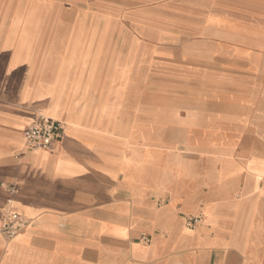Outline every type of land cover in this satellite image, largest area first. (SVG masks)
<instances>
[{"label":"crops","instance_id":"1","mask_svg":"<svg viewBox=\"0 0 264 264\" xmlns=\"http://www.w3.org/2000/svg\"><path fill=\"white\" fill-rule=\"evenodd\" d=\"M55 7L0 0V220L26 221L0 231V264H264V88L206 62L184 95L166 53L68 33ZM38 115L64 128L32 150Z\"/></svg>","mask_w":264,"mask_h":264},{"label":"rangeland","instance_id":"2","mask_svg":"<svg viewBox=\"0 0 264 264\" xmlns=\"http://www.w3.org/2000/svg\"><path fill=\"white\" fill-rule=\"evenodd\" d=\"M240 1L241 20L229 21L224 0H55L54 20L68 33L82 32L74 24L83 22L85 30H100L106 45L118 41V49L166 53L167 66L178 68L167 78L181 81L184 95L191 93L189 68L206 62L216 76L228 73L224 66L244 67L247 85L263 89L264 19L255 11L257 0Z\"/></svg>","mask_w":264,"mask_h":264},{"label":"built area","instance_id":"3","mask_svg":"<svg viewBox=\"0 0 264 264\" xmlns=\"http://www.w3.org/2000/svg\"><path fill=\"white\" fill-rule=\"evenodd\" d=\"M64 124L49 116L34 117L23 130L25 145L32 150L49 148L62 137ZM188 223L196 225L199 218L190 217ZM26 221L18 212L6 210L0 220V231L8 238L15 236L25 226ZM147 240L146 238H143Z\"/></svg>","mask_w":264,"mask_h":264}]
</instances>
